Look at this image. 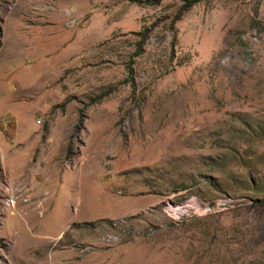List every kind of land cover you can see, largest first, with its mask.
<instances>
[{
    "label": "rangeland",
    "instance_id": "1",
    "mask_svg": "<svg viewBox=\"0 0 264 264\" xmlns=\"http://www.w3.org/2000/svg\"><path fill=\"white\" fill-rule=\"evenodd\" d=\"M0 264H264V0H0Z\"/></svg>",
    "mask_w": 264,
    "mask_h": 264
},
{
    "label": "bare ground",
    "instance_id": "2",
    "mask_svg": "<svg viewBox=\"0 0 264 264\" xmlns=\"http://www.w3.org/2000/svg\"><path fill=\"white\" fill-rule=\"evenodd\" d=\"M224 201V200H223ZM223 201H215L212 205H209L208 203L201 202L197 200L195 197H189L184 202L173 204V203H166L164 205V212L171 215H174L176 217H189L192 215L197 214H203L205 212H208L213 207H220L225 202Z\"/></svg>",
    "mask_w": 264,
    "mask_h": 264
},
{
    "label": "trees",
    "instance_id": "3",
    "mask_svg": "<svg viewBox=\"0 0 264 264\" xmlns=\"http://www.w3.org/2000/svg\"><path fill=\"white\" fill-rule=\"evenodd\" d=\"M198 0H185V8H189L191 5H193Z\"/></svg>",
    "mask_w": 264,
    "mask_h": 264
}]
</instances>
